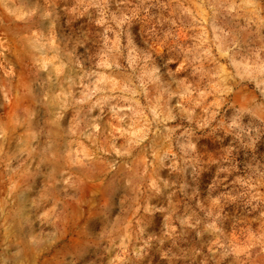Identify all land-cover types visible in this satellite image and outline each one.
<instances>
[{
    "label": "rangeland",
    "instance_id": "374dc122",
    "mask_svg": "<svg viewBox=\"0 0 264 264\" xmlns=\"http://www.w3.org/2000/svg\"><path fill=\"white\" fill-rule=\"evenodd\" d=\"M0 264H264V0H0Z\"/></svg>",
    "mask_w": 264,
    "mask_h": 264
}]
</instances>
